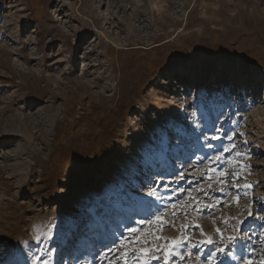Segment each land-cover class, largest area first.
Wrapping results in <instances>:
<instances>
[{
  "label": "rangeland",
  "instance_id": "obj_1",
  "mask_svg": "<svg viewBox=\"0 0 264 264\" xmlns=\"http://www.w3.org/2000/svg\"><path fill=\"white\" fill-rule=\"evenodd\" d=\"M217 248L264 264V0H0V264Z\"/></svg>",
  "mask_w": 264,
  "mask_h": 264
},
{
  "label": "snow or ice",
  "instance_id": "obj_2",
  "mask_svg": "<svg viewBox=\"0 0 264 264\" xmlns=\"http://www.w3.org/2000/svg\"><path fill=\"white\" fill-rule=\"evenodd\" d=\"M217 131H219V129H217ZM211 139L215 140V139H218V137H217L216 135H213V136L211 137ZM209 146H211V145H209ZM225 150L227 151L228 149L226 148ZM217 159H219V157H217ZM247 187H250V185H245V188H247ZM149 195H154V192H150ZM253 214H254V213H253L251 210H250L249 213H248L249 216H252ZM154 218L158 220V219H159V216H156V217H154ZM136 223H138V224H142V223H145V221H137ZM243 223H244L243 220L238 221L237 226H236V230H237L238 232L242 230L241 226L243 225ZM128 231H129L130 233H135V232L137 231V229H135V228H129ZM217 231L219 232V229H217ZM239 238H240V237H239L238 235H237V236H231V237H229V238H228V240H229V244H233V243H235V241H236L237 239H239ZM157 239H159V238H157ZM179 243H180V241H176V240H174V241H172V244L169 245V248L171 249V248H173L174 246L178 245ZM206 243H212V241H211V240H208ZM109 251H111V249H109ZM218 253H221V254H222V253H225V248H217L216 251L211 252L210 255H209V257H208L209 264H215V259H214V258L217 256ZM175 254H176V253H175L174 251H170V252L164 257V259H165V264H167L168 259H170V257H171L172 255H175ZM121 256L124 258V260H125V264H127V258L129 257V253H128L127 251H124V252L121 253ZM101 258H103V259H107V256H106L104 253H101ZM152 258H153V259H159V257H152ZM141 259H142V258H141ZM44 264H48V262L45 261ZM134 264H135V260H134ZM143 264H150V262H149L148 260H143Z\"/></svg>",
  "mask_w": 264,
  "mask_h": 264
}]
</instances>
